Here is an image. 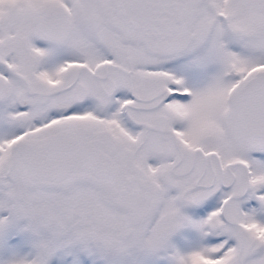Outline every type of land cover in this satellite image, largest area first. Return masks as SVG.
I'll list each match as a JSON object with an SVG mask.
<instances>
[{"label": "snow or ice", "instance_id": "obj_1", "mask_svg": "<svg viewBox=\"0 0 264 264\" xmlns=\"http://www.w3.org/2000/svg\"><path fill=\"white\" fill-rule=\"evenodd\" d=\"M0 264H264V0H0Z\"/></svg>", "mask_w": 264, "mask_h": 264}]
</instances>
